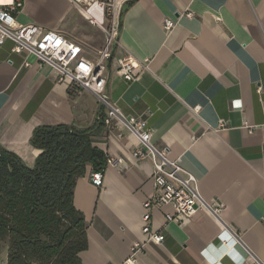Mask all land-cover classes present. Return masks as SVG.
Wrapping results in <instances>:
<instances>
[{
  "label": "crops",
  "instance_id": "crops-1",
  "mask_svg": "<svg viewBox=\"0 0 264 264\" xmlns=\"http://www.w3.org/2000/svg\"><path fill=\"white\" fill-rule=\"evenodd\" d=\"M117 0L119 35L106 75L107 93L127 117L146 122L151 142L180 158L200 196L220 207L214 217L198 211L166 223V207L153 214L159 245L147 244L137 264H264V0ZM19 25L33 24L80 45L99 32L68 0H22ZM175 23L171 32L163 22ZM84 30V31H82ZM0 46V146L32 169L40 151L29 144L35 128L90 127L102 109L88 93L58 82L32 56ZM149 60L126 82L116 60ZM29 66L25 67L24 63ZM94 146L119 162L106 167L101 187L87 167L73 190L84 218L87 249L81 264H121L141 233L143 202L153 194L152 165L136 161L128 129L111 120ZM236 235V238L233 236ZM6 264V246L0 255Z\"/></svg>",
  "mask_w": 264,
  "mask_h": 264
},
{
  "label": "built area",
  "instance_id": "built-area-1",
  "mask_svg": "<svg viewBox=\"0 0 264 264\" xmlns=\"http://www.w3.org/2000/svg\"><path fill=\"white\" fill-rule=\"evenodd\" d=\"M79 16L89 25L96 27L104 36V43L96 51L94 61L81 56L80 45L65 39L56 32L44 31L28 24L19 25L15 15L22 9V0H0V46L6 41L12 43L11 52L32 56L39 66H45L56 76L58 82L65 83L75 93H88L104 110V125L111 120L124 125L135 137L137 145L132 151L136 161L148 160L152 165L151 181L153 194L142 204L141 233L144 240L132 244L130 255L121 264H137L136 259L147 244L159 245L164 236L153 232V214L168 207L166 223L176 217L191 218L198 211L218 216L220 207L208 204L199 194L197 181L184 171L180 158L171 159L166 148H159L151 142V133L146 122L122 114L109 98L106 75L107 65L112 57V47L119 35V14L117 0H68ZM175 23L170 19L163 22V30L171 32ZM149 60L137 62L130 57L116 60L115 73L126 82L135 81L140 71L147 70ZM28 67V63H24ZM118 161L109 158L106 167H116ZM104 172H91L90 183L101 187ZM236 238V235H233Z\"/></svg>",
  "mask_w": 264,
  "mask_h": 264
},
{
  "label": "trees",
  "instance_id": "trees-1",
  "mask_svg": "<svg viewBox=\"0 0 264 264\" xmlns=\"http://www.w3.org/2000/svg\"><path fill=\"white\" fill-rule=\"evenodd\" d=\"M103 117L99 108L88 128H35L29 144L40 153L32 169L0 146V241L6 264H81L86 225L73 206V190L87 167L91 172L106 168L108 156L93 142L104 129Z\"/></svg>",
  "mask_w": 264,
  "mask_h": 264
},
{
  "label": "rangeland",
  "instance_id": "rangeland-1",
  "mask_svg": "<svg viewBox=\"0 0 264 264\" xmlns=\"http://www.w3.org/2000/svg\"><path fill=\"white\" fill-rule=\"evenodd\" d=\"M84 31V30H82ZM90 35L93 36L92 38V42H89V43H84L83 45V48L86 49L87 53L89 54H95L96 51L99 49L100 47V44H101V36L99 34V32H96L95 30L91 33L89 32ZM4 248H5V244L4 242H1L0 241V255L3 253L4 251Z\"/></svg>",
  "mask_w": 264,
  "mask_h": 264
}]
</instances>
